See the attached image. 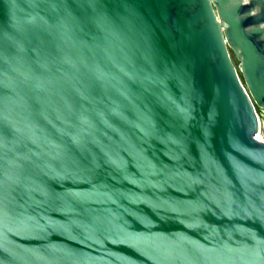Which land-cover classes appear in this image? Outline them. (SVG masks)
<instances>
[{
    "label": "water",
    "instance_id": "95a60500",
    "mask_svg": "<svg viewBox=\"0 0 264 264\" xmlns=\"http://www.w3.org/2000/svg\"><path fill=\"white\" fill-rule=\"evenodd\" d=\"M255 106L264 0H0V264H264Z\"/></svg>",
    "mask_w": 264,
    "mask_h": 264
},
{
    "label": "flooded vegetation",
    "instance_id": "af4514ba",
    "mask_svg": "<svg viewBox=\"0 0 264 264\" xmlns=\"http://www.w3.org/2000/svg\"><path fill=\"white\" fill-rule=\"evenodd\" d=\"M237 64L238 62L235 61V65ZM255 108H256L257 113L259 114V118L264 120V110L258 108L257 106H255ZM263 134H264V131H263Z\"/></svg>",
    "mask_w": 264,
    "mask_h": 264
},
{
    "label": "rangeland",
    "instance_id": "374dc122",
    "mask_svg": "<svg viewBox=\"0 0 264 264\" xmlns=\"http://www.w3.org/2000/svg\"><path fill=\"white\" fill-rule=\"evenodd\" d=\"M260 135H261V137L264 139L263 131H261Z\"/></svg>",
    "mask_w": 264,
    "mask_h": 264
},
{
    "label": "bare ground",
    "instance_id": "6f19581e",
    "mask_svg": "<svg viewBox=\"0 0 264 264\" xmlns=\"http://www.w3.org/2000/svg\"><path fill=\"white\" fill-rule=\"evenodd\" d=\"M260 137H261V135H260ZM262 138V137H261Z\"/></svg>",
    "mask_w": 264,
    "mask_h": 264
}]
</instances>
